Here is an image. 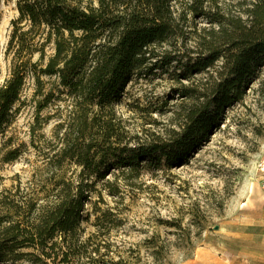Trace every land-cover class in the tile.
<instances>
[{
  "label": "trees",
  "instance_id": "16d2710c",
  "mask_svg": "<svg viewBox=\"0 0 264 264\" xmlns=\"http://www.w3.org/2000/svg\"><path fill=\"white\" fill-rule=\"evenodd\" d=\"M238 4L244 9L234 16L219 0H16L5 51L11 70L0 84V162L26 151V143L12 145L7 129L27 104L30 81L36 107L31 142L45 162L32 185L0 192V264H147L133 254L115 260L103 228L119 222L109 211L98 214L96 202L91 211L85 205L116 170L138 176L152 163L161 169L183 164L264 74V0ZM196 17L216 24L219 40L208 41L205 54L181 61L179 74L190 78L213 70L212 81L200 92L180 90L196 101L172 141L123 144L114 119L126 86L143 71L168 70L178 62L180 55L161 49L177 46L183 26ZM259 90L264 92V78ZM52 119L57 122L45 150L40 141L35 145L34 134ZM92 215L97 227L86 233L83 222ZM164 223L182 226L179 219ZM149 242L155 260L165 264L166 245L156 236Z\"/></svg>",
  "mask_w": 264,
  "mask_h": 264
},
{
  "label": "rangeland",
  "instance_id": "374dc122",
  "mask_svg": "<svg viewBox=\"0 0 264 264\" xmlns=\"http://www.w3.org/2000/svg\"><path fill=\"white\" fill-rule=\"evenodd\" d=\"M219 1L234 16L244 9L238 0ZM0 11L1 84L11 70V60L5 51L11 21L18 15L16 0H2ZM217 30L218 26L206 17L191 18L183 26L184 35L177 46L165 45L161 49L182 58L168 70L143 71L129 82L115 106L114 121L123 144L138 147L168 143L183 130L187 108L196 100L180 90L190 87L203 91L212 81L213 70L185 78L179 74L181 65L190 55L203 54L208 41H218ZM262 78L264 74L242 100L228 108L221 127L183 164L161 169L152 163L138 176L116 170V174L106 177L108 182L96 185L97 191L91 193L93 204L89 202L85 207L91 211L96 202L98 214L109 211L111 219L119 222L116 225L108 221L103 228L115 260L121 254L129 257L133 254L141 258V263L160 264L149 242L153 236L160 245H166L165 264H194L202 247L223 246V253L228 256L229 244L264 241V172L258 167L264 159V92L259 90ZM32 94L30 81L25 89L27 104L7 129L12 145L26 143V151L13 162H0V192L17 185L22 188L32 185L35 172L45 162L43 152L31 142V126L36 116ZM50 113L51 108L42 112L43 116ZM55 120L34 134L35 145L40 141L42 149H49ZM174 219L181 220L180 228L164 223ZM94 220L92 215L90 221L83 222L86 233L96 230Z\"/></svg>",
  "mask_w": 264,
  "mask_h": 264
},
{
  "label": "crops",
  "instance_id": "0c3cea01",
  "mask_svg": "<svg viewBox=\"0 0 264 264\" xmlns=\"http://www.w3.org/2000/svg\"><path fill=\"white\" fill-rule=\"evenodd\" d=\"M264 233V230H262ZM228 256L223 246L202 247L194 264H264V241L244 244H229Z\"/></svg>",
  "mask_w": 264,
  "mask_h": 264
},
{
  "label": "built area",
  "instance_id": "2783aa9c",
  "mask_svg": "<svg viewBox=\"0 0 264 264\" xmlns=\"http://www.w3.org/2000/svg\"><path fill=\"white\" fill-rule=\"evenodd\" d=\"M258 167H259V169H260L261 171L264 172V159L261 160V161L259 162ZM262 186H263V188H264V181H263V183H262Z\"/></svg>",
  "mask_w": 264,
  "mask_h": 264
},
{
  "label": "water",
  "instance_id": "95a60500",
  "mask_svg": "<svg viewBox=\"0 0 264 264\" xmlns=\"http://www.w3.org/2000/svg\"><path fill=\"white\" fill-rule=\"evenodd\" d=\"M216 228H218V226Z\"/></svg>",
  "mask_w": 264,
  "mask_h": 264
}]
</instances>
